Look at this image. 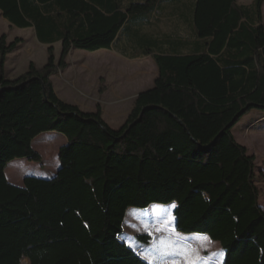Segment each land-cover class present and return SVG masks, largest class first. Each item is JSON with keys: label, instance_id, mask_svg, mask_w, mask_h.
<instances>
[{"label": "trees", "instance_id": "1", "mask_svg": "<svg viewBox=\"0 0 264 264\" xmlns=\"http://www.w3.org/2000/svg\"><path fill=\"white\" fill-rule=\"evenodd\" d=\"M171 1L0 0L11 26L34 29L48 45L43 67L31 62L11 79L6 63L19 39L0 36V264H150L120 234L130 208L159 204H175L176 231L218 242L223 264H264L256 157L232 131L252 109L264 110V0H192L183 23L195 48L183 52L189 47L180 43L160 52L141 29L160 5L179 10ZM124 37L135 50L129 57L151 56L159 74L113 128L100 107L85 111L62 100L51 77L72 49H110ZM44 132L67 139L59 168L12 184L8 163H41L33 145ZM170 152L180 175L165 178L158 169L143 179L144 162ZM137 239L147 246L152 237Z\"/></svg>", "mask_w": 264, "mask_h": 264}, {"label": "rangeland", "instance_id": "2", "mask_svg": "<svg viewBox=\"0 0 264 264\" xmlns=\"http://www.w3.org/2000/svg\"><path fill=\"white\" fill-rule=\"evenodd\" d=\"M238 1L241 4L253 2V0ZM1 35H6L8 42L19 39L17 48L7 58L6 71L9 78L20 77L28 70L31 62L37 67L46 64L48 47L38 42L33 29L11 26L0 14ZM54 47L56 56L59 57L61 44L58 43ZM104 51L108 50L71 51L67 57L66 68L55 72L51 80L60 89L61 97L86 111H95L100 107L104 119L113 128H117L127 119L136 95L152 85L159 70L152 59L123 58L122 62H119L109 53H102ZM232 131L236 140L248 149L249 154L256 157V181L260 189V204L264 208V110L252 109L240 119ZM50 133L55 134L54 136L46 132L40 134L33 146L42 155L41 163L27 159H24L22 164L17 162L20 159L8 163L7 167L16 179H22L25 170L36 168L51 176L59 168L58 148L61 146V137L65 136L58 132ZM45 141L53 142L55 146L49 147ZM174 158V153L170 152L161 161L146 160L142 167L143 179H146L150 173L158 176V169L165 178H176L180 175L181 167ZM174 207L175 204H159L147 208H130L125 217L120 240L127 242L132 248H137L141 245L137 239L138 234L147 233L155 238L156 235H161L162 231L168 232L172 224L174 225L175 218L170 210ZM150 209L160 212L164 218L162 220L150 218ZM176 233L182 234L178 231ZM184 235L187 236L181 238L170 233L158 236L141 251V256L150 264H214V261L219 259L220 247L218 248L212 240L198 238L199 236L191 239L188 234ZM23 264H29V261L24 260Z\"/></svg>", "mask_w": 264, "mask_h": 264}, {"label": "crops", "instance_id": "3", "mask_svg": "<svg viewBox=\"0 0 264 264\" xmlns=\"http://www.w3.org/2000/svg\"><path fill=\"white\" fill-rule=\"evenodd\" d=\"M171 2H172V4L178 2L180 4L179 10L177 8H174V7H168L166 4L160 5L159 6V10H158L159 12L154 15V20L151 22V24H149L148 26H145L142 29L140 28L142 34H144V36H145V37H143V40L147 41V42L148 41L150 42L152 40L154 43H156V46L159 48L160 52L170 51L172 46L178 45L180 43H185L186 44L185 46H188L189 48H183L182 51L183 52H190L191 49L195 48L194 46H195L196 40L194 38L192 29L189 28L188 23H187V25H184L183 19H188L189 20V17L191 15V7H192V2L193 1L192 0H173ZM0 14H1V12H0ZM263 16H264V11H263ZM56 44H58V43H56ZM47 47H48V45H47ZM73 50L75 51L76 49H72L71 51H73ZM102 50H108V51H104L102 53H109L113 59H116L119 62H122L123 58L127 59V60H146V59H152L153 60V58L151 56H146V57H141V58H131V57H129V55L134 53L135 50H134V46L125 37L122 38L121 40H119L112 48H110V49H102ZM71 51H70V53H71ZM98 51H100V50H98ZM98 51H95V52H98ZM55 53H56V48H55ZM84 54H86V53H84ZM154 63H155V61H154ZM155 65H156V63H155ZM156 67H157V65H156ZM157 76L154 78L152 85L147 87V88H145L144 90H146L148 88H151L153 86L154 81L157 78ZM11 79H15V78H11ZM54 89H55L56 93L58 94V96L62 100L74 104L73 102H70L68 99H64L63 97H61V91H60V89H58L55 86V84H54ZM144 90H141L140 92H142ZM138 94L136 95V97L138 96ZM82 110H84V109H82ZM122 125L123 124H121L120 126H122ZM119 127H117V128H119ZM48 134H53L52 136H54L55 133H50L49 132ZM61 138H62V141L60 143H61V146H62L64 144H66L67 139H66V137H61ZM17 162L19 164H22V163H24V159L17 160ZM33 164L34 163H32V165ZM19 166H21V165H19ZM34 167H35V165H34ZM24 173H25L24 177L22 179L18 180V179H16V176H14V174L11 171H9L8 167H6V175H7L8 180L12 184L17 185V186H23L24 185V178L26 176H28V175H33V176H38V177H45V178L49 177L43 170L36 169V168H33L32 170H28V171L25 170ZM54 174L55 173H52L51 176H53ZM151 210H153V209H150V211ZM170 210H171V212L173 214V210L174 209H170ZM149 217L150 218L152 217V218L157 219V220H162L164 218L163 215L160 214V212H158V211L157 212L156 211H151L149 213ZM162 228L164 229V227H162ZM165 233H167V234L170 233L171 235H174V236H177V237H181V238H183L184 236H187V235H184V234H177L175 229H174V227H173V224H172V228H170V230L168 232L162 231L161 235H156V237L163 236ZM188 236L191 239L195 238V237H198V236H199L198 238L210 239V237L208 235L189 234ZM155 238L152 237L151 242ZM213 243L216 246H218V248L220 247V244L218 242L213 241ZM145 247L146 246H137L136 249L141 254V251ZM218 255H219V259L214 261V264H223L224 253L221 250V247L219 249Z\"/></svg>", "mask_w": 264, "mask_h": 264}]
</instances>
